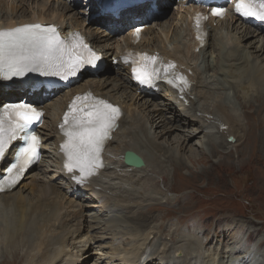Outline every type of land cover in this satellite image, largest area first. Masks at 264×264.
I'll return each instance as SVG.
<instances>
[{
  "label": "bare ground",
  "instance_id": "obj_1",
  "mask_svg": "<svg viewBox=\"0 0 264 264\" xmlns=\"http://www.w3.org/2000/svg\"><path fill=\"white\" fill-rule=\"evenodd\" d=\"M166 1L167 0H155V3L156 5L160 3L163 4ZM177 2L179 9H181L179 11L180 13L183 8H186L188 0H177ZM152 4L153 3H150L145 6L144 3H135L132 7L126 8L124 11L120 12V19L113 21V25L110 26V29L116 30L119 28L120 24L123 25L126 22L132 24L131 18L146 15L153 10L150 6ZM98 5L101 6L100 4ZM63 10L65 12H70L71 9L67 6ZM185 10L187 14H185L183 18L185 20V31L187 33L185 36L182 35V39L179 38L180 35L176 36L175 39H171V41H173L172 43L175 44L174 49L168 50L164 45L160 44H154L150 46L148 50L145 47L141 48L145 33L141 41L135 45L132 30L130 32L131 43L129 40L125 46L122 48L119 47L120 51L116 52L117 56L113 57L114 59L116 57L119 59V63L116 64L112 70L114 72L113 75H107L98 80H95L94 78L87 79L78 89H73L63 95L62 98L58 99L57 107L52 103L48 104V98L42 97L38 100L37 105L46 111L45 118L48 116L50 110L54 111L50 130L49 132L43 133L45 134L43 135V148L45 149V144L50 138L55 137L54 140L51 142L49 141V143L54 145V155L56 157L55 173L64 176L66 181L63 183L62 187H59L52 184L50 179H47L43 182V185H41L39 190L33 191V195L36 194V199L31 196L22 195H14L11 197V200L14 202L15 210H11V208L8 207L5 208L2 211L3 221L0 224V239L5 244L8 252L15 253L17 251L16 257H18V254H20L21 257H24L27 254L30 256L31 261H38L36 264H59L60 262L67 260L66 257L69 255H67L68 253L65 249L66 246L72 244L70 238H72L73 234L80 228L85 227V225H83L85 219L83 220L78 217L79 215L77 213L62 214L61 212L64 202V200L61 201V199H66V196L76 189H86L93 194L99 193L98 197L100 198V201L113 199L115 201V210L113 213H115L112 214L110 208L105 211L107 212L105 216L107 219H115L117 225L120 222H124L144 230L154 222L160 221L159 232L161 235H166L169 229L174 226V232L171 235L172 241L176 242L178 238L185 239L186 246L195 252L200 246L203 249L214 251L218 256L225 257L229 254V257L230 255L233 257L234 255H242L237 264H248L247 261L252 254L256 257L255 254L264 251V245L259 247L262 243L261 239L258 238L257 235L254 238H251V233L254 232V230L248 232L247 241L240 245L239 248L234 247L231 250L228 249L225 251V234L230 232V229L233 230L238 226H230L228 222L222 221L221 217L217 218L218 215L215 214L209 206L201 207L200 203L188 211H183V209L187 208L188 204L196 198L192 196V191H172L165 183L157 184L153 189L148 186L142 189L143 186L141 187L140 184L141 181L145 183L147 180L155 178L153 174L157 173L158 170L162 171L163 165L166 161L162 158L163 155L161 153V151L164 150V147L157 142V139L160 137L165 139L169 138V135L174 131L183 132V135H180L178 139L174 140L175 143H177V146L170 150L168 154L169 160H167L171 161L174 168L177 167L175 170L186 161L183 153L187 148V143L185 142L186 134H184L186 132L189 134L187 136H189L190 140L199 135V138H201V145L204 141H207L209 145V149L207 150H209L210 153L208 152L207 155L204 156V161L208 162L212 160L211 156L213 153H216L215 151L220 154L217 150L219 144H230L229 142L237 143L238 138L234 133L238 132L237 125L240 124L239 116L230 111V108L234 109V107H230L229 102H227L228 95L220 93L222 87H217L219 84L224 86L223 88H225L226 85H229L227 83L228 78L236 75V72L239 77H243V80L236 85L234 89V97L240 104L242 109L241 114L244 116L245 124H254L255 121H257L256 124H254L256 125L254 131H258L259 133L253 132L255 139L257 140L259 138L264 141V66L261 65V63H258L257 60L253 61L249 52L244 51L243 48L239 47V39H241V36L244 40L256 36L255 33H264V25L253 27L241 22V25L234 26L235 22L239 19H237L236 16H233L231 24H229L227 28L230 29L228 34L230 35V38H232L231 40L233 43L231 44L234 45L233 48L230 47V51L223 54V46L221 45L223 43L220 42L225 38L223 33L221 32L220 34H217L214 37L213 42L210 41L212 26L217 20L220 22V20L223 19L211 17L205 28V35L203 39H200L196 33L194 22L192 20L194 11L196 10L195 7L191 6ZM64 11L61 13L57 12L53 15V18H45L42 10L40 14L33 15L30 18L23 16L25 15L23 14L21 16L22 18H18L17 20H12L11 18L9 21H1L0 19V32L9 33L17 28L39 25L38 29L32 30L40 33L42 32V27L45 26L43 24L45 20L56 19L52 25L62 38L67 40L73 34H81L80 36L85 38L86 42L95 48L97 47L98 52L103 53L102 58L104 59V62L108 59L111 60L114 53L112 50L113 46L99 45L100 41L98 37L93 34L87 35L86 27L84 28V26H82V28L85 29L84 33L77 31L74 21L76 20L75 18L74 20L71 19L68 22H64V17L67 14H64ZM111 21L112 20L110 19V22ZM79 26L81 25H78V27ZM209 26H211V28H208ZM234 29L236 34L241 33V36H237L236 34L232 35V30ZM186 37L188 38L187 42L184 41ZM107 39H110V37ZM262 42L263 46L258 50L264 52V38L262 39ZM210 47H212L213 50L217 47L218 53L215 55V51L214 53H210ZM134 48L147 50L150 55L159 57L174 71L171 83L164 80L154 86V89L158 94H160V91L163 92V100H161V102H152L151 93L138 91V87L134 83L132 77L131 65L125 61L126 55L129 54V50ZM240 51L243 53H240ZM49 53L50 52H45L44 57ZM107 57L110 58L107 59ZM225 63L227 65L225 66L226 68L224 67ZM228 67H230V69H228ZM209 71H213L214 73L208 75ZM204 74H206V80H203L205 82L200 80ZM178 77L183 79L180 80ZM18 78L17 75L10 76V74L0 76V86H2L0 89H4V92H1L4 95L11 93L14 96H19V93L13 88L17 85H19V87H27L29 92L33 91L32 87H35L34 82L27 78L22 80ZM183 81H186L187 83L185 84ZM109 85L111 86L109 87ZM200 88L206 94L209 93L208 91L217 89L215 93L218 95L217 98L211 96L213 102L206 103V106L201 105L199 103L201 98ZM238 88L242 90V95L240 94L241 96L239 95L240 91ZM42 91L48 92L45 88H42ZM41 92L35 91L34 95L40 94ZM211 94L213 93L211 92ZM79 95H84L97 101H104L119 109V115L115 120V126L112 128L111 134L104 140L101 147L99 153L100 166L94 167L91 175L81 173L79 167H73L71 171L69 170L68 165L70 161L64 147L68 137L66 136L65 131L61 128V125L64 123L65 115L70 109L71 102ZM1 98L0 94V100H2ZM5 102L8 101L4 100V103ZM161 105L165 106L167 110H170L169 113H172L174 116L173 119L169 121L171 122L169 127L160 124V122H157L154 117V113ZM209 106H213V108L210 109ZM1 108L2 106H0V109ZM250 108L251 110L256 111L254 119L249 115ZM44 122L45 126L46 121ZM198 124L199 127L197 126ZM133 125H136V127H134L133 130H128L127 127ZM227 125L230 126L228 132L225 129V126ZM44 126L43 128H45ZM195 126L198 127L197 130H193V127ZM229 132H234V135L232 136L233 140H229L231 137L228 135ZM123 135L129 136V139L124 140L125 136ZM234 136L236 139H234ZM115 144L119 146L116 153L113 149L109 150V147H112V145L114 146ZM261 148H263L262 151L264 152V146ZM189 149L193 150V147L190 146ZM13 150L15 151V149ZM127 150L140 155L145 161V166L141 168L127 166L123 161V155ZM157 152H160V154L158 155ZM229 152L230 151L222 154L221 151L218 167L229 162V158L226 156ZM259 156L260 153L257 151V157ZM8 158L12 159V156H9ZM150 160L153 161L149 168L148 161ZM188 160L193 163L198 161L193 155H190ZM4 161V158L0 156V168L4 165ZM72 163H74V161ZM230 164H233V160H230ZM8 165L9 162L1 168L0 173L4 172ZM35 167L33 166L28 169L23 179L12 189L7 192H1L0 197L3 196L4 200L8 201L11 190L18 187L19 184L28 177L29 172ZM43 171L46 172V170ZM198 171L199 170H197V172L193 171L192 173L194 174L192 177L205 175V173ZM201 171L206 172V174L211 177L210 170L204 169ZM113 174L116 177L126 178L127 180L138 179L139 176H141V179H138L136 184L132 181L130 188L126 191H122L121 187L117 191L116 188L109 189L108 187H105L103 183L99 181V178H110ZM177 176L181 177V174L178 173ZM134 186H137V190L134 189ZM158 186H166L170 192L176 194L175 197L162 195V191L156 189ZM26 204H28V206ZM132 204H138L136 205L137 209L135 211H132L135 207L132 206ZM126 210L131 211V214L124 215L122 218L117 215V213ZM86 220L90 223V226L87 225V227L93 234L97 233L95 232L96 229H101L100 225L106 224L105 217L98 215V212L97 214L89 215V218H86ZM241 222H244L243 219ZM244 223L245 225L247 224L246 222ZM187 233H190L193 236H186ZM97 238L98 236H93V239ZM220 239L222 241V247L219 251L217 244ZM256 239H258V241L253 248V252L250 255H247L246 253L248 250L244 251L243 248L252 244ZM227 241H230V238H228ZM21 246L26 248H23L25 249V253L20 252ZM227 246L230 248V243ZM189 255L192 263V260L196 258V255H191V253H189ZM187 257L188 255L185 252V256L183 255L178 259H183L184 262ZM197 257L199 258L200 254ZM5 260L3 259L1 264H9V262H6ZM254 262L255 264H258L259 261H253V263ZM72 263L74 264L75 262ZM227 264H229V262H227Z\"/></svg>",
  "mask_w": 264,
  "mask_h": 264
},
{
  "label": "rangeland",
  "instance_id": "obj_2",
  "mask_svg": "<svg viewBox=\"0 0 264 264\" xmlns=\"http://www.w3.org/2000/svg\"><path fill=\"white\" fill-rule=\"evenodd\" d=\"M142 3L147 6L150 4V1ZM177 3V0H167L163 4H157V12H153L152 10L141 17L131 18L132 24H129L130 22H126L123 25L120 24L119 28L116 30L110 29V26L113 25V21L119 20L120 17L115 18V16L109 12L103 13L101 8L98 6L97 0H0V19L1 21H9L11 18L12 20H17L18 18H22L21 16L23 14H25L23 16L30 18L33 15L40 14L42 10L43 16H45V18H53V15H55L57 12L61 13L64 11L63 9L68 6L71 9V13L64 11V14L67 13L64 17V22H68L71 19L74 20L75 18L76 20L74 21L77 31L84 33V28L86 27V34H93L94 36H97L100 41L99 45H109L110 47L113 46L112 50L114 53L111 57L112 59L109 60L108 58L110 57H107L108 60H106L104 66L98 72L86 70L68 86L59 87L48 92L42 91V93L28 98L31 100V102L36 104H38V100L40 98H48L47 103H52L57 107L58 99L62 98L63 95L69 91L78 89L86 82L87 79L94 78L95 80H98L99 78L114 74L112 70L116 64L119 63V59L116 57L118 62L114 63L113 57L117 56L116 52L120 51V48L129 42L130 32L134 30L137 24L139 25V23L144 25L142 33L143 35L145 33L141 48L145 47L148 50L150 46L154 44H160L164 45V47H166L168 50L174 49L175 44L172 43L173 41H171V39H175V37L178 35H180L179 38L182 39V35H186V24L183 17L185 14H187L185 9L192 6L191 4H187L186 8H183L179 13L181 9H179ZM110 19L112 20L111 22ZM232 19L233 15L228 14L225 18H223V20H220V22L217 20V22H215L212 26L213 28L210 39L211 42H213L214 37L221 32L225 37L222 41H220L223 43L221 44L223 46V54H226L228 51H230L234 45L231 44L233 43L231 40L232 38H230V35L228 34L230 29L227 28V26L231 24ZM55 21L56 19L45 20L43 24L53 26L52 24ZM241 24L242 23L240 21H237L235 22L234 26H239ZM78 25L81 26L78 27ZM82 26H84V28H82ZM208 28H211V26ZM233 34H236L235 29L232 30V35ZM255 34L256 36L249 37L244 40L242 39L243 37L241 36V33H237L236 35L241 36V39H239V47L243 48L244 51H248L253 61L257 60L258 63H261V65L264 66V52L258 50L263 46L262 39L264 38V33L262 32L261 34ZM108 37H110V39H107ZM187 40L188 38L186 37L184 41L187 42ZM137 44L135 43V45ZM92 48L98 52L97 47L95 48L92 46ZM210 48V53H214V51V55L218 53L217 47L214 50L212 47ZM100 53L102 58L103 53ZM240 53L243 52L240 51ZM225 66H227L226 63L224 67ZM228 69H230V67H228ZM212 73L214 72L209 71L208 75H211ZM200 80H206V74L202 75ZM241 80H243V77H239L238 73L236 72V75L228 78L227 83L229 85H226L225 88H223L224 86L220 84L217 86L219 88L222 87V91H220V93H223V95H228L227 102H229L230 107H234V109L230 108V111L239 116L240 124L237 125L238 132H229L228 134L231 137L235 134V136L238 138L237 143L229 142L230 144H219V148H217L220 154L221 151L222 154H225L228 151L232 152H229L226 155L229 158V162H226L224 165H220L218 167L221 156L217 151H215L216 153H213L211 156V161H204V156H206L208 152L210 153V151L207 150L209 149L207 141H204V143L201 145V138H199V135L198 137L196 136L194 139L190 140L189 136H187L189 134L186 132L184 134H186L185 142L187 143V148L183 152L185 156L184 159L186 161H184L183 165L180 167L178 166L179 168L175 170L177 167L174 168V165L171 163V161H168V154L170 150L177 146V143H175L174 140L178 139L180 135H183V132L174 131L169 135V138L165 139L160 137L157 139V142L164 147V150H162L161 153L163 155L162 158L166 161L163 165L162 171L158 170L157 173L153 174L155 178L147 180L145 183H143V181L140 182L141 187L143 186L142 189L146 186L153 189L155 185L165 183L166 186L170 187V190L172 191H192V196L196 198L192 200L188 204L187 208L183 209V211H188L200 203L201 207L209 206L211 210L218 215L217 218L221 217L222 221L228 222L230 226H238L233 230L230 229V232L225 234V251L228 249L231 250L234 247L239 248L240 245L247 241L248 232L252 230H254L255 233H251V238H254L257 235V237L260 238L262 242V245L260 244L259 247L264 245V152L262 151L263 148H261L264 146V141L260 140L259 138L257 140L255 139L253 132L259 133L258 131H254V128L256 129V125L254 124H256L257 121H255L254 124H245L244 116L241 114L242 109L240 104L234 97V89L236 85L241 82ZM17 86L13 88L19 93V96H14L11 93L4 95L2 93L4 92V89H0V94L2 97L1 99L3 100H0V106L3 107V105L6 103H4V100L10 101L18 100L23 96L28 97V88L19 87V85ZM110 86L111 85H109V87ZM1 87L2 86H0V88ZM216 90L217 89L208 91L210 94H206L200 88L201 98L199 103L206 106V103L213 102L212 97L217 98L218 96L215 94ZM238 90L240 91L239 95H242V90L240 88H238ZM211 92L213 94H211ZM162 95L163 92L160 91V94L156 93L151 96L152 102H161V100H163ZM209 108L212 109L213 106H209ZM53 112V110H50L48 116L44 118L46 125L44 126L45 128L40 129L42 135H45L43 133L49 132L50 130L51 119L54 117ZM169 112L170 110H167L165 106L161 105L154 113V117L157 122H160V124L164 125L165 127H169L171 124L169 121L174 117L172 113ZM255 114L256 111H253L250 108L249 115H251L253 119ZM197 126L199 127V124ZM197 126L193 127V130H197ZM134 127H136V125L127 128L128 130H133ZM229 128V125L225 126L227 132ZM123 136H125L124 140L129 139V136ZM235 136L234 139H236ZM54 138L55 137L50 138L49 141L51 142L54 140ZM49 141L45 144L46 147L42 151V159L38 163V166L36 165L37 167L33 168L29 172L28 177L25 178V180L22 181L18 187L11 190L9 194V200L6 201L4 200L3 196L0 197V224L3 221L2 211L5 208L8 207L11 208V210H15L14 202L11 200L12 196L22 195L35 198L36 194L33 195V191L39 190L41 185H43V182L47 179H50L52 184H55L59 187H62L63 183H65L66 178L55 173L56 157L54 155V145L49 143ZM190 146L193 147V150L189 149ZM118 147L119 146L115 144L114 146L112 145V147H109V150L113 149L116 153ZM257 151L260 153L259 157H257ZM157 154L159 155L160 152H157ZM190 155L196 157L198 161L193 163L188 160ZM230 160H233V164H230ZM152 161L153 160L148 161L149 168L152 164ZM5 165L6 163L2 165L1 168H3ZM204 169L210 170L212 178L209 177L206 172L201 171ZM43 170H46V172ZM197 170H199L198 172L205 173V175L192 177L194 174L192 172H197ZM178 173L181 174V177L177 176ZM140 177L141 176H139L138 179H141ZM110 178H99V181L103 183L105 187H108L109 189L116 188L117 191L120 189V187L122 191H126L130 188L132 181H134V184H136L138 180L136 178L133 180H127L126 178L116 177L114 174L111 175ZM166 186H158L156 189H160L162 191V195L175 197L176 194L170 192ZM134 189L137 190V186H134ZM98 196L99 193L93 194L86 189H76L75 191L69 193L68 196H66V199H61V201L64 200L63 208H61L62 214L77 213L79 215L78 217L82 218L83 220L85 219L83 222L85 227L83 226L84 228H80L76 233L73 234V237L70 238V242L72 244L68 245L69 247L66 246L65 249V251L68 253L67 255L69 256L66 257L67 260L60 262L59 264H69L72 262H75L74 264H227V262H229V264H237L242 256L234 255L231 257L230 255L229 257V254H227L225 257L218 256L214 251L203 249L200 246L195 252L186 246L185 239L178 238L176 242L172 241L171 235L174 232V226L169 229L166 235H161L159 232V226L161 224L160 221L154 222L144 230L124 222H120L117 225V221L115 219H107L105 216L107 213L105 211L110 208L112 214L115 213H113L115 210V201L113 199L108 201H100ZM26 205L28 206V204ZM136 205L132 204V206H135L134 210L132 211L137 209ZM97 212L101 217H105L106 224L100 225L101 229H96L95 232L97 233L93 234L87 227V225L90 226V223L87 222L86 218H89V215L91 214H97ZM129 214H131V211L127 210L117 213L120 218ZM242 219L247 223L246 225L244 222H241ZM189 235L193 236L190 233L186 234V236ZM93 236H98V238L93 239ZM228 238H230V241H227ZM257 241L258 239L253 241L252 244L247 245L246 248H243L244 251L248 250L246 253L247 255H250L253 252V248L257 244ZM221 242L222 241L220 239L217 244L219 251L222 247ZM229 243L230 248L227 246ZM23 248L25 247H20V252L25 253L26 248ZM16 252H8L6 250L5 244L0 239V264L3 259H6L5 261L9 262V264H36L38 262L37 260L31 261L30 256L27 254L24 257H21V255L18 254V257H16ZM185 252L188 257L183 262V259L179 260L178 258L182 257L183 255L185 256ZM189 253H191V255H196V258L192 260V263ZM199 254L200 257L198 258L197 256ZM257 254H255L256 257L252 254L247 263L250 264L253 263V261H259L258 264H264V251H260ZM253 264H255V262Z\"/></svg>",
  "mask_w": 264,
  "mask_h": 264
},
{
  "label": "snow or ice",
  "instance_id": "obj_3",
  "mask_svg": "<svg viewBox=\"0 0 264 264\" xmlns=\"http://www.w3.org/2000/svg\"><path fill=\"white\" fill-rule=\"evenodd\" d=\"M235 11L245 17L264 19V0H236ZM214 14L221 15L222 12L215 9ZM38 28L39 25H34L17 28L9 33L0 32V65L7 67L11 75H23L29 65H35L36 70H39V65L44 60V53L51 52L56 48L55 30H49L53 33L52 35L32 30ZM148 59L155 63V57ZM70 62L73 65L79 63L71 58ZM60 63L63 65L64 61L61 59ZM133 71L137 72V79L146 82L156 70L153 69L152 72H149L145 65L143 70L137 71L134 68ZM178 79L182 80L183 78L178 77ZM169 82L171 83V81ZM183 83L187 82L183 81ZM83 99L87 101L88 97L85 96ZM6 107L9 112V121L8 127L5 128V120L0 118V156L4 155L7 144L16 138L18 131L40 116V113L35 109L24 105ZM118 115L119 109L104 101H93L86 103L83 108L73 106L69 109L61 128L68 137L64 147L70 161L68 165L70 171L73 167H79L81 173L91 175L92 168L100 166L101 147L108 137L110 129L115 125ZM25 140L27 143L21 149L17 158L18 163L13 166L14 168H22L38 154V138L31 135L26 136ZM73 161L74 163H72ZM10 183H15V180H10Z\"/></svg>",
  "mask_w": 264,
  "mask_h": 264
},
{
  "label": "water",
  "instance_id": "obj_4",
  "mask_svg": "<svg viewBox=\"0 0 264 264\" xmlns=\"http://www.w3.org/2000/svg\"><path fill=\"white\" fill-rule=\"evenodd\" d=\"M229 140H233V138L230 137ZM123 160H124V163L130 167L141 168L145 166L144 159L137 153L130 151V150L125 151Z\"/></svg>",
  "mask_w": 264,
  "mask_h": 264
}]
</instances>
